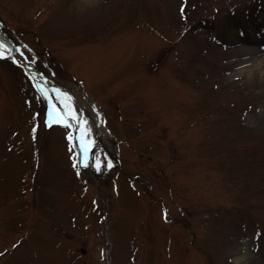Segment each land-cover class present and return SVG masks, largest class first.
Returning a JSON list of instances; mask_svg holds the SVG:
<instances>
[{
    "label": "rangeland",
    "instance_id": "rangeland-1",
    "mask_svg": "<svg viewBox=\"0 0 264 264\" xmlns=\"http://www.w3.org/2000/svg\"><path fill=\"white\" fill-rule=\"evenodd\" d=\"M0 43V264H264V0H0Z\"/></svg>",
    "mask_w": 264,
    "mask_h": 264
},
{
    "label": "bare ground",
    "instance_id": "bare-ground-1",
    "mask_svg": "<svg viewBox=\"0 0 264 264\" xmlns=\"http://www.w3.org/2000/svg\"><path fill=\"white\" fill-rule=\"evenodd\" d=\"M93 118H94V119H96V117H95V116H94ZM95 123H96V125H98V124H97V123H98V122H97V120H95Z\"/></svg>",
    "mask_w": 264,
    "mask_h": 264
},
{
    "label": "snow or ice",
    "instance_id": "snow-or-ice-1",
    "mask_svg": "<svg viewBox=\"0 0 264 264\" xmlns=\"http://www.w3.org/2000/svg\"><path fill=\"white\" fill-rule=\"evenodd\" d=\"M181 11H182V13H183V11H184L183 8L181 9ZM85 166H86V165H85ZM109 166H110V165H109Z\"/></svg>",
    "mask_w": 264,
    "mask_h": 264
}]
</instances>
